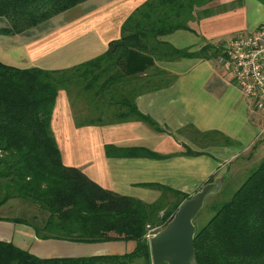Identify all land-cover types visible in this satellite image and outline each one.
<instances>
[{"label": "trees", "instance_id": "1", "mask_svg": "<svg viewBox=\"0 0 264 264\" xmlns=\"http://www.w3.org/2000/svg\"><path fill=\"white\" fill-rule=\"evenodd\" d=\"M84 1L0 0V18L7 21L0 33L25 32ZM213 1L145 0L125 18L120 36L103 53L69 68H21L0 61V206L18 198L46 213L39 221L37 216L33 221L9 220L31 225L41 238L136 242L135 249L124 255L39 258L0 241V264H125L135 259L151 264L147 235L162 229L189 196L150 183L162 193L148 203L105 189L79 168L65 165L51 129L52 112L59 92L74 89L90 107L107 105L115 109L119 120L137 118L159 130L153 120L138 112L134 98L167 80L161 77L145 83L140 75L151 70L165 75L155 67L159 59L211 58L221 53L211 44L191 51L159 38L190 29V21L228 8L214 10L209 7ZM257 1L264 4V0ZM112 149L107 145L106 154H112ZM119 153L161 157L143 148H124ZM223 188L204 204L211 212L207 222L201 227L194 223L195 264H264V158L229 198L220 200Z\"/></svg>", "mask_w": 264, "mask_h": 264}, {"label": "crops", "instance_id": "2", "mask_svg": "<svg viewBox=\"0 0 264 264\" xmlns=\"http://www.w3.org/2000/svg\"><path fill=\"white\" fill-rule=\"evenodd\" d=\"M144 1L86 0L25 32L0 33V61L21 68L77 65L103 53L120 36L125 18ZM263 13L264 4L259 1L241 0L190 21V29L159 38L178 49L197 51L211 44L222 53L234 34L264 24ZM6 24L0 18V27ZM221 53L211 58L159 59L155 67L165 75L153 70L140 75L145 83L161 77L167 80L134 98L138 112L153 120L159 130L137 118L119 120L115 109L107 105L90 107L81 93L71 89L60 91L51 129L63 163L79 168L105 189L148 203L162 193L150 183L188 196L210 182L221 181V190L233 174L264 158V118L241 95ZM103 107L110 117L81 120L87 109L99 112ZM107 145L113 146L110 155L105 152ZM124 148H143L161 157L119 155ZM10 201L0 206V241L39 258L124 255L135 249L134 240L75 242L38 237L31 225L9 220L18 217L10 214L15 210Z\"/></svg>", "mask_w": 264, "mask_h": 264}, {"label": "water", "instance_id": "3", "mask_svg": "<svg viewBox=\"0 0 264 264\" xmlns=\"http://www.w3.org/2000/svg\"><path fill=\"white\" fill-rule=\"evenodd\" d=\"M221 181L204 184L183 200L169 222L149 239L151 264H195L194 219L205 199L216 194Z\"/></svg>", "mask_w": 264, "mask_h": 264}, {"label": "built area", "instance_id": "4", "mask_svg": "<svg viewBox=\"0 0 264 264\" xmlns=\"http://www.w3.org/2000/svg\"><path fill=\"white\" fill-rule=\"evenodd\" d=\"M234 84L253 111L264 118V24L234 34L222 50ZM152 235H147L148 239Z\"/></svg>", "mask_w": 264, "mask_h": 264}, {"label": "rangeland", "instance_id": "5", "mask_svg": "<svg viewBox=\"0 0 264 264\" xmlns=\"http://www.w3.org/2000/svg\"><path fill=\"white\" fill-rule=\"evenodd\" d=\"M233 3H234V0H214L213 2H211L209 4V7L215 10L216 8H220V7H230L231 5H233ZM76 8H78V7H76ZM262 16L264 18V13ZM252 19H253V14H252V12H250V20H252ZM262 22H264V20ZM71 90H72L71 92H75L74 89H71ZM102 110L103 111L99 110V112H100L99 113L98 110H94L91 108L87 109V111L85 113L86 115L84 117H82L81 120L82 121H84V119H86V120H97V118H99V117L105 118V117L111 116V114L108 112V110L106 108L103 107ZM258 163L259 162L254 161L245 171L242 170L241 172H237V173L233 174L231 178L227 179L225 182V186H224L223 190L218 195V199L224 200V199L229 198L230 195L246 179L249 172L252 169H254ZM210 200H211V198H208L206 203L210 202ZM10 205H12L13 208L15 209L10 214H17L18 217L25 218L27 220L33 221L34 216H37V220L39 218L43 219L44 216H46L45 212L40 211L35 204H32L29 201H25V200L15 198V199H11ZM210 216H211V212L209 211V209H207L206 205L203 206L202 209L199 211V213L197 214V216L194 219V223H195L196 227H201L202 225H204L207 222V220L210 218ZM149 239H148V243H149ZM125 264H141V260L135 259V260L129 261Z\"/></svg>", "mask_w": 264, "mask_h": 264}]
</instances>
